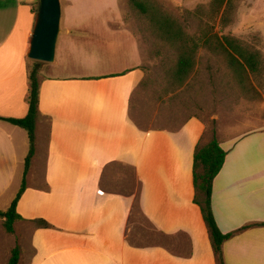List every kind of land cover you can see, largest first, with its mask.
<instances>
[{"label": "crops", "instance_id": "1", "mask_svg": "<svg viewBox=\"0 0 264 264\" xmlns=\"http://www.w3.org/2000/svg\"><path fill=\"white\" fill-rule=\"evenodd\" d=\"M36 3L0 0L2 118L28 112ZM60 24L54 61L36 66L34 155L12 234L0 218V264L16 245L18 264H217L193 202L204 123L196 116L175 129L136 123L143 55L121 13L70 14ZM252 109L249 131L215 130L227 155L212 182V214L222 234L244 228L223 243V264H264V101ZM28 152L26 131L0 120V212L21 187ZM134 210L143 225L131 223Z\"/></svg>", "mask_w": 264, "mask_h": 264}, {"label": "rangeland", "instance_id": "2", "mask_svg": "<svg viewBox=\"0 0 264 264\" xmlns=\"http://www.w3.org/2000/svg\"><path fill=\"white\" fill-rule=\"evenodd\" d=\"M157 5L163 16L175 19L188 35H198L202 20L209 17L212 0H147ZM233 11L226 26L216 25L219 36H229L260 54L263 72L250 84L241 86L224 58L200 48L195 56V68L182 81L172 76L177 61L176 47L167 40L155 37L147 20L136 15L128 0H78L66 5L60 0L61 16L72 14L121 13L124 25L138 39L142 55L144 78L136 87L132 115L142 128L175 129L191 116L198 117L207 130L205 140L212 137L211 130L233 125L237 133L249 131L244 123L252 106L259 108L264 101V2L263 0H232ZM37 10V3L34 6ZM61 23V22H60ZM63 27L60 24V32ZM30 71L37 63L30 61ZM38 67H36L37 69ZM240 130L238 132V128ZM132 222L144 224L134 210Z\"/></svg>", "mask_w": 264, "mask_h": 264}, {"label": "trees", "instance_id": "3", "mask_svg": "<svg viewBox=\"0 0 264 264\" xmlns=\"http://www.w3.org/2000/svg\"><path fill=\"white\" fill-rule=\"evenodd\" d=\"M128 5L136 15L147 20L151 33L159 39L167 40L176 47L177 61L173 71V78L182 82L195 68V56L200 48L206 49L211 54L220 55L224 58L226 67L230 70L236 81L243 87L250 80H255L261 72L260 54L252 50L245 43L229 36H219L216 25L226 26L230 22L233 11L232 0H212L209 7V17L202 20L198 35H188L182 26L173 18L163 16L157 11V5L148 4L147 0H128ZM39 80L37 69L34 67L29 73L27 104L28 112L24 118H2L14 126L24 129L28 136L29 152L24 161V174L21 187L5 212H0V218L4 219L3 227L8 234L13 233V225L21 217L16 211L17 203L25 190V176L31 164L35 147V124L38 115ZM203 138L196 145L193 154V187L194 199L201 212L203 221L209 233L211 245L217 264H223L221 247L223 243L231 239L236 233L244 231V228L230 234H222L216 226L211 210L212 182L221 171L227 153L223 151L215 137V129L211 130L212 137ZM39 225H46L43 221ZM20 249L16 245L12 250L8 264H18Z\"/></svg>", "mask_w": 264, "mask_h": 264}, {"label": "water", "instance_id": "4", "mask_svg": "<svg viewBox=\"0 0 264 264\" xmlns=\"http://www.w3.org/2000/svg\"><path fill=\"white\" fill-rule=\"evenodd\" d=\"M60 0H37V13L26 54L37 63H52L60 34Z\"/></svg>", "mask_w": 264, "mask_h": 264}]
</instances>
